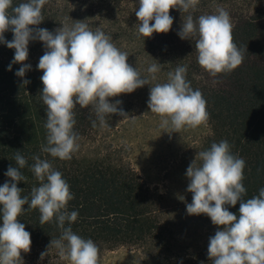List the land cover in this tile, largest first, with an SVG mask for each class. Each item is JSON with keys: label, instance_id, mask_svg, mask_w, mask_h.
I'll use <instances>...</instances> for the list:
<instances>
[{"label": "trees", "instance_id": "1", "mask_svg": "<svg viewBox=\"0 0 264 264\" xmlns=\"http://www.w3.org/2000/svg\"><path fill=\"white\" fill-rule=\"evenodd\" d=\"M20 2L24 0H13L14 5ZM138 2L47 0L42 8L44 20L35 27L54 31L66 23L83 22L92 30L99 29L110 36L117 48L129 54L126 62L142 77L147 75L146 68L157 61L161 65L157 80H150L149 85L131 92L129 97L134 100L142 93H149L155 83L166 82L169 71L187 65L186 79L206 100V123L210 127L206 149L213 142L227 140L232 153L245 161L244 199L258 195V190L264 187V0H198L192 11L193 19L212 14L218 7L225 9L233 25V41L244 50V59L238 67L215 77L197 63L195 40H182L177 35L188 13L170 8L169 15L173 18L170 30L154 32L143 41L136 31ZM4 38L11 41L12 32L6 31ZM44 51L41 42L30 41L27 59L22 63L31 68L24 77H17L14 73L21 63H13L11 70H6L14 50L0 44V184L6 180L11 182L4 173L8 167L15 166L16 151L28 158L29 165L33 163L31 156L38 155L51 161L69 185L74 198L68 202V210L78 212L77 220L71 224L74 233L93 240L98 248L138 247L150 255V247L154 246L162 255L157 264H212L207 252L189 247L173 252L161 225L160 209L152 190L124 162L119 150L110 145L105 147V140V146L99 145L105 139V131L113 130L134 113V106L123 94L112 97L110 102L121 100L118 107L123 108L126 116L112 114L106 117V128L100 127L98 122L92 127V121L96 120L92 105H76L73 109L74 131L79 136V149L71 159L60 160L41 152V146L46 143V106L40 99L43 73L36 66ZM24 80L29 83L23 84ZM97 138L100 140L95 147ZM85 145L94 149L92 154L83 152ZM21 172L25 180L17 182V187L23 189L21 195L26 196L33 187L39 186V182L27 166ZM188 195L191 203L192 193L188 192ZM239 203L225 207L238 214ZM23 207L26 209L27 205ZM195 216L211 223L205 214ZM18 220L25 225L31 239L30 250L20 253L23 264L64 263L54 248L47 249L50 240L60 235L55 222L41 224L37 209L23 212ZM45 252L41 258V253Z\"/></svg>", "mask_w": 264, "mask_h": 264}, {"label": "clouds", "instance_id": "2", "mask_svg": "<svg viewBox=\"0 0 264 264\" xmlns=\"http://www.w3.org/2000/svg\"><path fill=\"white\" fill-rule=\"evenodd\" d=\"M46 3L47 0H24L14 5L13 0H0V44L14 50L6 70L10 71L13 63H21L14 74L24 77L31 68L22 63L27 59L29 42L42 43L45 51L36 66L43 73L40 99L46 106V143L41 152L69 160L79 149V136L74 131L76 105H92L96 116L92 127L98 122L106 128V117L126 116L118 107L121 100L110 102L109 98L156 81L161 65L153 59L156 62L146 68L147 75L142 77L126 62L129 54L117 48L110 36L83 22L66 23L54 31L35 27L44 20L42 8ZM197 3L198 0H139L135 12L137 35L144 41L154 32L167 33L173 23L169 9L178 8L188 14L177 35L182 40H195L197 63L213 77L234 70L242 63L244 50L233 41L229 13L218 7L214 13L194 20L192 11ZM6 31L12 32L11 41L5 40ZM186 73L187 65L177 66L167 73L166 82L150 87L147 106L160 117L161 133H178L184 127H197L208 120L206 100L199 89H192ZM196 156L200 163L193 160L185 171L189 181L186 191L192 193L186 212L205 214L218 226L208 240L207 254L212 264H264V187L258 195L244 199L245 161L232 153L227 140L213 142ZM13 159L15 166L4 173L11 182L0 184V264H23L20 253L30 250L31 239L18 217L30 209L39 211L41 224L55 222L60 229V235L50 240L47 249L54 248L59 258L69 264H98L94 241L72 231L78 212L68 210V202L74 197L62 173L38 155L31 156V165L20 151ZM26 166L39 186L22 196L23 189L17 187V182L25 180L21 169ZM238 201V214L225 207ZM44 255L46 252L41 253V258Z\"/></svg>", "mask_w": 264, "mask_h": 264}, {"label": "rangeland", "instance_id": "3", "mask_svg": "<svg viewBox=\"0 0 264 264\" xmlns=\"http://www.w3.org/2000/svg\"><path fill=\"white\" fill-rule=\"evenodd\" d=\"M134 106L132 116L119 122L111 131H105L103 141L96 139L95 147L108 145L120 151L124 162L129 164L152 190L157 199L161 215V225L167 232V239L173 252L189 247L195 251L207 252L209 237L218 227L207 220L186 212L190 203L185 171L202 150H206V140L210 136L207 123L197 127H184L178 133L159 127L160 117L152 113L147 101L149 93H142L137 100L130 93L124 94ZM112 98V97H111ZM109 98V101H111ZM83 152L92 154L94 149L83 146ZM149 255L143 248L120 246L113 249L98 248V264H157L162 255L156 247ZM63 264H69L64 260Z\"/></svg>", "mask_w": 264, "mask_h": 264}]
</instances>
